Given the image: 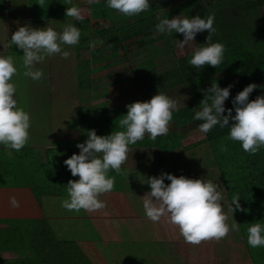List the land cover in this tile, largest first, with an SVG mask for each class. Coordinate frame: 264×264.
<instances>
[{"label":"trees","instance_id":"trees-1","mask_svg":"<svg viewBox=\"0 0 264 264\" xmlns=\"http://www.w3.org/2000/svg\"><path fill=\"white\" fill-rule=\"evenodd\" d=\"M151 1L155 3L152 10L146 14L112 18L113 9L107 7V0H98L97 3L89 5L90 16L83 21H75L66 16L61 20L51 21L50 25L56 29H63L65 25L72 23L80 29L81 36L78 44L69 46L70 49H64L62 46L64 51L70 53V56L75 53L80 56L81 47L88 43L91 37L101 39L103 45L117 52H122L129 43L144 47L147 45L145 40L148 41L151 49H156L157 46L152 43V39L159 37L155 31V25L161 19H169L172 15L180 14L188 18L199 16L206 19L209 14H214L213 27L216 31L212 42H219L225 46L223 61L217 68L205 65L203 69L197 70L189 64L192 55L190 54L177 60L171 68L160 74L155 71L153 62H150L149 67L143 72L139 73L132 69L133 80L137 79L138 88H141L140 81L148 80L149 90L156 86L157 88L162 86L164 90L174 86L188 89L186 91L193 103L174 111L168 134L156 139L161 154H166L182 145L183 135L179 132L180 126L190 123L195 132L199 131L198 126L202 121L194 120L193 116L196 111L200 110L204 92L212 83H217L221 88L233 85L230 88V96L224 104L226 109H233V115H235V110L232 101L248 84L255 83L261 86L249 95L250 101L259 95H264V14L260 11L264 0ZM53 2L54 8L58 12L65 13L67 7L75 6L73 0L70 5L66 4L65 0ZM130 19L134 20L117 27L119 23ZM156 34L157 36H155ZM170 35L166 34L165 36ZM207 35V31H204L195 36L197 47L204 46L202 44L205 43ZM59 57L61 56L48 57L53 64L50 68L51 78L54 77L53 82L50 81L51 92L53 98L56 95L59 97L63 95L61 107L67 109L65 106L70 105V100H72L70 93L72 87L90 89L93 87V77L83 76L80 65L73 66L75 70H71L69 65L59 64ZM87 63L88 61L83 60V64ZM103 68H106L105 63L93 67L91 71L94 73ZM142 74L147 77L140 80L138 77ZM60 104L58 108L61 109ZM128 104L130 103L121 106L122 113L113 118L111 121L113 125L115 122H119L123 115H126V105ZM77 112V118L74 119L65 117L64 111L51 112L50 108L49 118L51 128L55 131L54 138H63L62 135H56L57 127H71L70 131H77L81 128L77 127L78 125L92 122L91 114L83 105L78 107ZM226 114L225 112L224 115ZM231 123L230 120L229 124L231 125ZM115 128L122 130L118 125ZM229 130L230 126L220 128L217 125L205 134L204 138L188 145V148L209 143L213 161L219 168L231 205L233 195L238 194L241 208L245 209V211L235 210V205H233L241 234L248 252L254 260V249L247 243V228L255 222L264 224V147L255 155L246 153L240 142L227 139ZM219 145H225L227 151H220ZM28 150L30 149L24 147L17 152L12 149L8 150L4 146L0 147V167H6L3 172L0 170V264H103L105 262L104 255L100 254L97 243H93L90 239L91 231L88 228L90 225L88 220L97 221L93 223L95 228L97 224L102 225L103 221L108 224L109 222L114 223L116 229L112 231L113 235H108L110 237L108 240L103 239V244H107L109 249L114 245L113 241L109 240L117 239V235L126 230L132 233L137 230L136 227H133L135 213L133 208L127 205V209L122 212L124 204L117 210L115 207L117 202H121V196L113 195V190L122 188L123 175H117L114 170L109 171L108 175L115 177L116 185L110 193L99 197L107 204L106 208L91 213L84 210L70 212L62 207V201L67 198L68 181L77 180L78 177H73L64 164L61 150L57 146L47 147L46 160L43 162H36L34 154L28 153ZM11 151L14 153V158L9 156ZM210 160V156L205 157L206 163H210ZM49 178L55 181L57 179L59 182L51 186ZM29 183L35 193L36 199L33 198V200L35 203L37 200L36 206L30 200L28 192L22 188L27 189ZM41 183L47 186H45V191L39 195L44 187ZM15 187L22 191L16 200H21L24 204L28 202L31 209L23 208L20 205L14 207L11 200L4 199L3 195L8 192L7 189H15ZM51 202L53 204L50 205ZM55 221L59 222L55 224ZM124 222L125 228L121 230ZM137 233L124 251L125 256H122L125 264L158 262L156 250L150 252L151 257L140 250L141 241L137 237ZM118 241L120 244L125 243V241H121L120 237ZM131 247L133 253H131ZM261 248L264 253V247ZM11 251L16 252L18 257L13 260L6 259L4 253ZM113 251L115 249H112ZM139 255L144 259L138 258ZM111 259H113L112 253ZM133 260L134 262H132Z\"/></svg>","mask_w":264,"mask_h":264},{"label":"clouds","instance_id":"clouds-1","mask_svg":"<svg viewBox=\"0 0 264 264\" xmlns=\"http://www.w3.org/2000/svg\"><path fill=\"white\" fill-rule=\"evenodd\" d=\"M98 0H88L89 5ZM72 4V0H65ZM44 0H40V6ZM107 7L118 11L122 15L132 17L150 8L149 0H107ZM65 16L75 21L85 19L82 10L76 6L67 7ZM214 14L206 19L199 16L191 18L175 16L171 19L163 18L155 25L158 34L180 33L183 40L178 46L183 49L195 41L198 33L207 31L204 46L192 50L190 66L197 70L205 65L217 68L223 61L225 46L219 42H212L215 34ZM80 29L69 23L61 32L51 27L32 28L28 25L20 26L11 35L10 46L15 45L23 50L22 67L24 76L32 80H41L44 73L36 69L38 63L46 57L60 55L62 59L70 56L62 45L74 46L80 41ZM96 43L89 42L90 48ZM18 70L14 66L11 56H0V145L19 152L30 139L29 129L31 117L15 99L16 87L11 83L12 77ZM228 85L221 88L212 83L204 92V99L200 102V110L196 111L193 119L202 121L199 131L203 134L210 132L215 126L220 128L230 126L228 140L238 141L244 152L255 155L264 147V95L249 100V95L258 87L250 83L233 99V109L224 107L230 96ZM127 113L119 119V128L109 135L98 136L95 129L87 130V139L78 143L79 154H72L64 160L73 177L67 183V198L62 201V207L70 212H96L107 207L99 197L110 193L115 187V177L108 175L114 170L117 175L122 173V165L128 160L129 145L143 140L147 134L151 140L165 136L169 132V125L173 119V112L178 111L177 101L163 93H157L145 102L136 101L126 105ZM227 113L224 115V113ZM232 121L231 125L229 121ZM220 151H227L225 145H219ZM167 179L170 183L165 184ZM144 183L150 187L144 195L143 208L146 217L154 223L161 218L175 225L184 241L191 245H199L202 241L224 239L230 231L238 232L240 224H228V216L224 213L221 201L223 196L218 190L219 185L212 180L191 179L183 175L176 177L170 173H161L159 176L148 177ZM240 197H232L233 214L235 210L245 211L239 203ZM11 203L14 207L19 204L15 198ZM233 219V216H232ZM247 243L253 249L264 247V224L251 223L247 228Z\"/></svg>","mask_w":264,"mask_h":264},{"label":"rangeland","instance_id":"rangeland-1","mask_svg":"<svg viewBox=\"0 0 264 264\" xmlns=\"http://www.w3.org/2000/svg\"><path fill=\"white\" fill-rule=\"evenodd\" d=\"M74 1L76 4L75 6L82 10V14L84 15V17L88 18L90 16V6L88 0ZM154 3L149 0L150 8L146 12H143L141 14L143 15L147 12H150L153 8ZM260 11L264 14V3L261 4ZM111 13L112 18H119L121 16H124L116 10H113ZM42 14L46 15V11L42 12ZM175 16L178 15H172L171 18ZM180 17L185 16L183 14H180ZM133 20L134 19L123 21L119 23L117 27L127 24L128 22H132ZM49 22L50 20L39 21L36 27L34 26V22L31 21H25L23 23L20 22L21 25L13 22L12 24L14 26V29L11 30L10 34L8 35V48L6 49V53L3 55L4 57H13L14 66L18 70L17 74L12 77V80L10 82L14 83L16 87L15 99L18 102V106L22 107L26 112L30 114L32 126L29 129V133L30 135H33V138H35V143H39L37 142L39 138L43 142L39 143V147L36 149L37 161H45V150L47 147L51 146H57L61 150V155L64 160L66 158H69L74 153L79 154L80 150L76 147V145L78 143H83L87 139V130L95 129L98 136L109 135L112 131H117L115 126L118 125L119 122H115V124L113 125L111 121L114 117H117L122 113L121 106L125 103H133L136 101L145 102L150 100L151 97L156 95L157 93H163L167 96L169 94V98L177 101L178 108H182L183 106L192 102L190 95L186 91L188 90L186 87L179 88L177 86H174L172 88H169L168 90H164L162 86H159L158 88L156 86L155 88L149 90L150 88L148 89L147 87L148 80L140 81L141 88H138L137 79L133 80L134 73L132 72V69L140 73L149 67L150 62H153L155 71L160 74L171 68L172 65L177 62V60L192 54V50L197 47V41L195 40L192 44L181 49L178 46V41L183 40V35L179 33L177 35L171 34L168 37L165 36L166 34H158L159 37H155L152 39V43L157 46L156 49H151L149 44L147 43L148 41L145 40L147 45H145L144 47L129 43L126 45L122 52L112 51L110 48L100 43H96L94 48H90L89 42L101 40L91 37L90 41L81 47L80 56L76 55L75 53L67 59H62L61 57H59V64L69 65L71 70H75L73 66L80 65L82 68L83 76L93 77L92 88L82 89L78 88V86H73L70 92L72 99L70 100V105L65 106L67 109L61 107V105H63V95H61V97H59L58 95H56L54 98L52 97L50 81L53 82L54 77L51 78L52 75L50 73V68L53 64L50 62L49 58L46 57L43 62L36 64L35 68L41 70L44 73V77L41 80L34 81L30 77H26L23 74V50L18 49L15 45L10 46L11 35L18 29V27L28 25L32 28H46L49 27ZM62 30L63 29H60L58 30V32H61ZM155 36H157V34ZM62 46L64 49H70L68 45ZM1 54L2 53L0 52V55ZM83 60L88 61V63L83 64ZM104 63L106 68L92 73L91 69L93 67H97ZM87 65L88 67H85ZM146 77L147 75L142 74L138 78L142 80ZM59 104L61 109L58 108ZM80 105H83L85 109H87V111L91 114L92 122L89 124L82 123L81 125H78L77 127L81 128L77 129V131H70L72 130L71 127H57L56 135H62L63 138H54L53 134L55 133V131H53V128L52 130L49 128L51 125L49 118L50 108L51 112L55 110H57V112L59 110L64 111L65 117L76 119L78 113L77 109ZM126 113L127 111H125V114ZM37 127H40V130H42L44 135H42L39 130H37ZM192 127L193 126H191L190 123L179 127V132L183 135L182 146H179L172 153L160 154L158 157V162H162V166L165 168H177L178 166V168L181 169L186 175V171H189V169H192L193 171L195 169L199 170V173L195 171L194 176H197V174H201L198 179L212 181L215 180L221 187V185H224V183H222L219 169L213 161V155L209 143L206 142L204 145L194 148H188V145L205 137V134L199 131L195 132ZM143 140L145 141V143H141L142 140H140L136 144L129 145L128 160L122 165L123 173L126 172L129 174L127 175L128 178H130L131 170L138 168V164H140L138 160L140 155L144 153V151L147 152L148 160L146 163L148 165L150 159L152 160V153L157 149L158 143L156 142V140H151L147 134L145 135ZM143 144H146L147 146H142ZM152 145H155V147H153ZM26 146H28V143ZM6 149L11 150L9 148ZM131 149H133V151H131ZM9 156L13 158L12 155ZM209 156L211 159L210 163H206L207 161H205V157L208 158ZM199 159L200 162H198ZM183 163H186V165H184ZM5 168L6 167L1 166L0 170L3 172ZM150 169L152 168L146 169L145 164V172H142V174L139 173V176L136 179H132L127 185H125L124 188L126 193L119 190H113V195H118V197L121 196V202H119V204H124L122 212L127 209V205H130L133 209L136 210L137 213L141 214L144 195H146L145 191L147 188L150 189L149 185L147 183H144L146 181L147 175L150 173ZM146 171L149 173L147 174ZM168 171L171 170L165 169L162 170L161 173H166ZM155 172L158 176L161 174L156 170ZM8 178L11 177L8 176ZM48 180L49 185L51 186L56 185V182H59L57 179L56 181L50 178ZM124 180L121 181L122 185L125 184ZM164 183L168 184L170 183V181L165 179ZM41 185H43L44 187L39 192L40 194L38 193L39 195H41V192L45 191V186H47L44 185V183H41ZM27 186V189H25L24 187L22 188L28 192L30 200L36 206L37 200L36 203L33 200V198L36 199L35 193L31 189L30 183L27 184ZM7 190L8 192L3 195L4 199L7 200H12V198L18 199L21 195L20 193H22V191H20V189L17 187H15V189L9 188ZM225 198V203L228 204L227 197ZM124 199H126L127 202L124 201ZM16 201L21 207L31 209V206L28 205V202L24 204L21 200ZM230 201L231 200L229 199V203ZM51 204L53 203L51 202L50 205ZM76 215L79 217L78 214ZM135 218H138V215L134 214L133 220ZM58 222L59 221H55V224H57ZM88 222L90 223V225H88V228L91 231V238H89L91 239V241H93V243H97L100 254L104 255L105 262H103V264H125L122 256H125L124 251H126L128 246L130 245V242L134 240L133 237L136 232H138L137 237L141 241V244H139L140 250L143 253L147 254L149 257H151L150 252L155 250V246L157 245L155 240L149 236L150 231L147 232V230L143 228V226H148L150 224L148 220H145L143 218L141 220L142 225L135 222L133 223V227H137V230L133 232L134 234L131 231L126 230L123 233L118 234L117 239L115 238L114 240H109L113 241L114 243L111 249L108 248L107 244H103V239L108 240L110 239L108 235H113L112 231L116 229L114 223L109 222V225L108 223H105L103 221L102 225L97 224L95 228L93 226V223H96L97 221L91 219L88 220ZM124 228L125 222L122 224L121 230H124ZM119 237L121 238V241H125V243L120 244L118 241ZM241 237L243 238V235L239 230L238 238L241 239ZM112 249H115V251L112 252ZM130 249L131 253H133L132 247ZM262 250L263 249L261 247L254 249L253 257L255 259L253 261L255 264H264V253ZM110 252L113 254V259H111ZM141 255L143 256L142 253ZM142 256L139 255L138 258H142L143 260L144 258ZM4 257L6 259L13 260L18 257V254L14 251L6 252L4 253ZM157 259L158 262L153 261L152 264H160V253ZM132 262H134V260ZM165 262L166 261H164V263Z\"/></svg>","mask_w":264,"mask_h":264},{"label":"crops","instance_id":"crops-1","mask_svg":"<svg viewBox=\"0 0 264 264\" xmlns=\"http://www.w3.org/2000/svg\"><path fill=\"white\" fill-rule=\"evenodd\" d=\"M53 1L55 0H44V4L40 6V0H0V52L2 53L0 56H3L6 53V49L8 48V35L10 34V31L14 29L12 24L13 22L21 25L20 22L23 23L25 21H31L34 22V26L36 27L39 21L50 20L51 22L54 20H61L62 18L66 17L64 12H58L54 8ZM73 2L74 5H76L74 0ZM44 11H46V15L42 14ZM50 22L48 23V26L58 32L60 29L54 28L52 25H50ZM168 96L170 95L168 94ZM49 128L52 130L51 125ZM37 130H39V132L44 135L42 130H40V127H37ZM35 141L36 140L33 138V135H30L28 146L25 147L30 149L28 150V153H33L35 157L34 160L39 162L36 160V149L39 147V143L43 142L40 140V138L37 140V142H39L38 144L35 143ZM141 143H145V141L142 140ZM2 146L3 145H0V147ZM142 146L147 145L143 144ZM152 146L155 147V145ZM133 149H131V151H133ZM175 150L167 152L166 154L172 153ZM160 151L159 144H157V149L152 153V160L150 159V162L148 161V165L146 163L148 160L147 152L144 151V153H142L138 159L140 163L138 164V168L131 170L130 178H128L127 175L122 174L123 180L125 178V184L119 191L126 193L124 188L125 185H127L132 179H136L139 176V173L142 174V172H145V164L146 169L152 168L150 169V173L146 171L147 174L149 173L147 178L158 176L156 175L155 170L161 173V171L165 169L171 170L166 173H170L172 175L175 174L174 176L176 177H179L183 174L187 178L198 179L199 176H201V174L194 176L195 171L199 173V170L196 169L194 171L192 169L186 171L185 169L187 172L186 175L181 169L178 168V166L177 168L163 167L162 162H158V157L161 154ZM10 153L14 158V153L12 151ZM183 164L186 165V163ZM221 181L224 183L222 176ZM213 182L217 183L215 180ZM218 190L223 196L221 204L223 206L224 213L228 216L227 222L229 225H231L233 220L237 222V219L234 212L232 214L230 211V207H232V205L231 202L229 203V197L227 195L225 183L224 185H221V187L219 186ZM147 191H150V189L147 188L145 193H147ZM225 197H227L228 204L225 203ZM120 206L121 204L117 202L115 205L116 210ZM133 210L135 212L134 214L138 215V218L133 220L135 223L142 225V218L148 220L150 223L148 226H143V228H145L147 232L150 231L149 236L154 239L157 244L155 246V250L157 251L158 255L160 253V264H255L248 252L245 240L243 241L242 237L241 239L238 238V232L230 231L228 235L221 240L202 241L199 245H191L184 241L183 237L179 234L178 227L168 223L166 218H161L158 223H154L145 216L144 208H141V214L137 213L135 209ZM164 261L166 262L164 263Z\"/></svg>","mask_w":264,"mask_h":264}]
</instances>
